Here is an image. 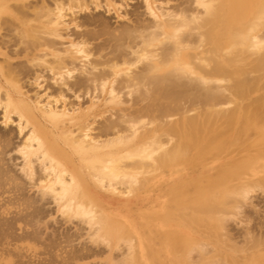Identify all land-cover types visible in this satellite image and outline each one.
<instances>
[{"label":"bare ground","instance_id":"bare-ground-1","mask_svg":"<svg viewBox=\"0 0 264 264\" xmlns=\"http://www.w3.org/2000/svg\"><path fill=\"white\" fill-rule=\"evenodd\" d=\"M183 1V7L176 5L174 13L156 20L150 0H143L155 21L123 25L117 32L99 19L96 36L86 30L59 56L53 40L61 37L64 5L67 11L82 12L88 8L83 0H52L50 7L44 0H0V37L2 32L16 35L25 58L30 49L37 53L45 48L53 62L34 55L27 62L46 68L58 80L74 70L69 67L73 55L86 59L93 50L88 42L107 36L110 57L103 62L110 72L69 84L86 93L88 87L104 93L112 110L126 90L137 107L125 114L116 110L118 119L104 124L96 139L87 126L75 134L64 129L65 114L47 107L42 116L53 132L60 131L55 135L23 99L7 92L0 96L3 123L15 115L19 134L30 127L17 152L23 176L37 184L39 194L36 200L24 197V183L4 162L9 139L0 135V264H53L56 259L76 264L102 254L74 248L67 237L64 246L55 238L41 242L35 226L44 214L37 201L47 200L65 221L88 227L91 244L108 251L106 264H264V237L252 234L250 214L243 216L247 226L241 243L228 228L234 222L229 219L241 217L251 195L264 194V0ZM91 4L119 15L120 6L111 1ZM83 22L79 26H86ZM136 67L140 69L134 73ZM20 69L6 61L0 64V74L15 95L22 91ZM231 135L234 150L226 153ZM72 157L79 168L69 169ZM217 158L228 160L212 168L200 166V161ZM177 166L194 175L163 187L159 198L164 200L139 212L134 221L108 212L97 195L103 188L126 197L151 190ZM114 252L119 255L112 256Z\"/></svg>","mask_w":264,"mask_h":264},{"label":"rangeland","instance_id":"rangeland-1","mask_svg":"<svg viewBox=\"0 0 264 264\" xmlns=\"http://www.w3.org/2000/svg\"><path fill=\"white\" fill-rule=\"evenodd\" d=\"M12 1L13 0H11L10 3H13ZM28 1L31 4L41 3V0H37V1L28 0ZM44 1L45 3H47L48 6L49 5L52 6L51 5L52 0H44ZM83 1L88 7L87 10L85 9L84 11L79 12L77 9L75 10L73 9L70 12L67 11L68 9L66 10V8L68 7V4H66L67 3L66 0H63V4H66L67 6L64 5L65 13H62L63 14L62 16L64 15L65 16L62 17L63 18L62 19L63 21L61 23L62 25L61 24L59 25V35L61 37L53 40L55 41L54 53L57 51V53L55 54H59V56L63 55L64 53L63 50L68 49L69 48L68 45H70L71 42L75 43L78 40H80L78 37L80 36V34L81 35L85 34L86 30L89 32L88 34L91 33L90 36H94L93 33L95 34L101 29V27L98 24L99 19L100 21L105 22L107 24V28L111 29V31L119 30L123 28V25L132 27L133 23L134 24H137V22L152 23L153 21H155V17L149 16L147 11L145 10L143 0H100L102 4H104V1H111L117 6H120V9L118 11L119 15H117L113 11L108 12L103 6L99 8H95L91 4L92 0H83ZM182 1L183 0H150V6L153 9V13H155V16L157 18L156 20L159 19L164 20L166 18L167 13L170 14L174 13V11H176L177 6L179 7L180 5V7H183L186 4V2L184 1L182 2ZM188 6L192 7L191 4H189ZM93 18L96 19V21L97 20L98 21L97 22L94 21L92 23V21L94 20ZM89 19L92 21H90ZM85 20L87 21L89 20L90 22L88 21L87 23ZM82 21H84L83 23L86 26L89 24L88 27L79 26L81 25L80 23ZM74 24L78 25L79 27L76 28ZM106 39H108V37L104 35L99 37L98 39L90 40L91 42L90 41L88 42V49L89 50L93 49V50L89 51V53H91L88 56L89 58L87 57L86 59L84 58L82 59L80 55L78 56L73 55V57H76L75 59L72 58L74 64L71 65L68 64V66L69 65H70L69 67L72 66L71 68L72 70L74 68V70L68 76L63 75V77L60 78L61 80H58L59 78L57 77L59 76L55 75L56 76L55 77L54 74L51 71L46 70V68L44 69L43 67L41 68L32 67L27 62V58L29 60L30 58H32L31 56L34 55L39 58L42 57V59H46V63L47 62L51 63L53 62L52 59L53 56H50L51 53L49 51H47L45 48H41V50L36 53L35 51H32L30 49L31 56L25 58L24 53L22 51L23 46H21L22 44L21 45L19 44V40L17 36L12 35V33L2 32L0 37V64L4 65L6 61L12 67L23 68L24 71L23 69H20L23 72L22 76H20L22 79L20 81L21 90H22L20 95H15L12 92V90L5 82V79L0 74V96L2 97L3 94L7 92L11 94L14 98L23 99L28 105L31 106L39 122L46 129L52 132L53 130L51 126L44 121V118L42 116L41 110L42 109L46 110L47 107H50L52 110L58 113H63L66 115V116L64 115L63 117V123H62L63 125H61L63 126L64 129L72 131L75 134L77 131L76 129L78 127L87 126L89 129L88 134L91 137L98 139L99 130L103 128L102 126H104V124L106 125L107 122L110 120L118 119L119 112L116 110L120 109V111H122L125 114L127 112L128 113L132 112L134 108H137L136 104H134L131 100L132 97L127 95L126 90H122L118 94L120 98L119 99L120 103L115 110H112V106L108 104L109 98L107 95H104V93L100 94L98 93L97 90H95L94 92L90 87H88L89 90L86 93L85 89L77 90L76 88L74 89V87L70 85L71 83H73L78 79L79 80L84 79L85 81L87 77L92 74L94 75L98 73L110 72V70H108L109 67H106L107 68L106 69L104 64L105 62H103L104 60L106 61L105 58L110 57V50H109L110 48L107 49L106 45L109 44L111 46V44L107 43ZM105 42L107 44H105ZM65 55L68 54H64V56ZM68 56H72V55H68ZM77 58L80 59L78 60ZM99 61L102 62V65H100L101 62ZM96 64H98L99 66H97ZM71 68H69V70H71ZM137 68L138 67L135 68V71L133 68L132 71L135 73L136 70L140 69ZM35 74L38 77H36ZM35 78L37 80H35ZM55 78H57V80ZM65 78L66 80H64ZM17 122H18L17 116L11 115L10 122L7 125H5L3 123V111L0 108V135L1 136L4 135L6 136V138L9 139V146L3 158L5 164H7L6 167L10 169L11 173L12 172H13L12 174L16 173L15 175L17 176V178H20L22 183H24V189H23L24 197L26 196V198L36 200L39 197L38 188L36 187L37 184L28 183L27 179H25V177L23 176V172H22L23 159L21 154L17 152V147H19L18 145L29 133L30 127H27L25 130H23L22 134H19ZM146 128L148 129L150 128V126L146 125ZM59 132L60 131L58 132L54 131L53 133L57 135L59 134ZM100 139H102V137ZM233 140L234 139L232 135L228 137L227 140L228 144L224 149L226 153H228L229 151L231 152V150H234L232 149V146L234 145ZM252 141L253 138L251 139V142ZM235 155H236L235 153H232L231 156L235 157ZM228 158L227 159L217 158L214 161H209L206 163L200 161L199 163L200 166L202 164H205L204 166L202 165L205 168H212L222 163L224 160H228ZM31 159H33L32 161L35 167L34 170H37L35 171L36 172L35 174L37 176L36 175L35 176L38 177V175H40V172L37 163L34 162L33 156ZM74 166L79 168L80 165L77 162L76 158L72 157L71 160L68 161V167L69 169H71ZM167 171L170 172L171 176L164 175L165 177L163 178L161 177L159 180H157L153 189L151 190L145 189L143 192H140L133 196L126 197V196L113 195L105 188L97 190L96 192L100 199V202L108 212L122 215L125 218H127V220L134 221V219L137 217L139 212L147 211L151 208L152 204H155L156 206V204L164 200L163 198L165 197L159 198L162 196L161 191L163 187L170 185L173 181L184 180L186 179V177L194 175V174H188L187 176L186 173L187 169L183 166L170 168ZM251 199L252 201L249 202L246 206H244V209L241 210L240 213L241 217L239 218L240 220L237 219L238 216H236V218L234 216L233 218H231L232 220L229 219L230 222L234 220V222L228 224L229 225L228 228H229V234L230 233L233 234L232 239L234 238L233 240L235 242L239 241L241 243V240H243L242 236H244V232L242 231H245L244 229H246L247 226L246 225L247 221H245L246 222L245 224L243 220V216H247V214H250L249 215L250 219L248 222L250 225L249 229H251V231L253 230L252 234H255L256 236L258 235L259 237L260 236L264 237V194L257 192L255 193V197L254 194L251 195V198L249 200ZM251 203L252 205H250ZM37 206L39 207L40 211H42L44 214V217L40 219L39 223L37 222V225L36 226L34 225L36 231L39 233V238H41V242L44 240L47 241L48 238L51 239L55 238L57 242L61 244V246H64L67 244V242H65L67 237L68 241H70L69 244L74 248L85 247L93 251H97V250L102 251V254L99 253V255L96 256L92 255L88 258H84L78 261V263L76 264H106L105 260H106V256L108 255L107 249L102 248L103 246H100L99 247L100 249L99 248L96 249V247L91 244L90 237H92V235L91 233L88 234L89 229L88 227H86V225H83L76 221H65V219L61 216L60 212H57L56 205L50 200H47V202L37 201ZM177 225L180 228L179 230L182 231L183 230L181 229L182 226L180 224ZM17 233L20 232L17 231ZM116 255L118 256L119 253L114 252L112 254V256H116ZM57 260L60 262L59 259H56L53 262V264H60Z\"/></svg>","mask_w":264,"mask_h":264}]
</instances>
